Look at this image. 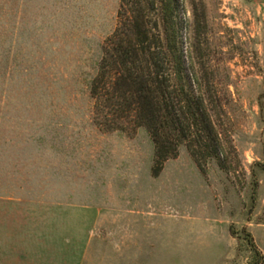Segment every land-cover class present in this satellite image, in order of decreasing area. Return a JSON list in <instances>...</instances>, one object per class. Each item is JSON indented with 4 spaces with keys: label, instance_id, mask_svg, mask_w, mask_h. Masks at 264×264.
<instances>
[{
    "label": "rangeland",
    "instance_id": "rangeland-1",
    "mask_svg": "<svg viewBox=\"0 0 264 264\" xmlns=\"http://www.w3.org/2000/svg\"><path fill=\"white\" fill-rule=\"evenodd\" d=\"M119 0H0V264H264V0H178L237 158L183 145L150 172L143 126L89 93Z\"/></svg>",
    "mask_w": 264,
    "mask_h": 264
},
{
    "label": "trees",
    "instance_id": "trees-1",
    "mask_svg": "<svg viewBox=\"0 0 264 264\" xmlns=\"http://www.w3.org/2000/svg\"><path fill=\"white\" fill-rule=\"evenodd\" d=\"M178 4L119 0L116 26L89 83L96 123L103 130L143 126L153 146V176L180 145L201 173L209 160L227 172L237 155L218 126L225 100L217 82L196 76L183 50Z\"/></svg>",
    "mask_w": 264,
    "mask_h": 264
}]
</instances>
